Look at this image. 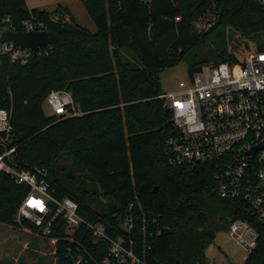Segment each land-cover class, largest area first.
<instances>
[{
    "label": "trees",
    "instance_id": "1",
    "mask_svg": "<svg viewBox=\"0 0 264 264\" xmlns=\"http://www.w3.org/2000/svg\"><path fill=\"white\" fill-rule=\"evenodd\" d=\"M82 2L94 33L60 5L49 12L29 10L26 0H0V27L22 32L29 21L50 38L26 64L0 54V108L10 112L18 165L44 168L50 193L75 200L87 221L121 212L135 200L151 210L161 229L153 247L156 264H206V249L236 219L257 234L244 264H264V222L244 203L220 198L207 167L186 171L168 164L163 147L174 128L157 98L158 76L166 68L184 61L191 76L211 62L243 65L252 51L248 41L263 49L264 0ZM207 15L216 17L214 25L198 32L194 23ZM228 28L238 36L228 38ZM52 90L69 92L86 113L46 116L42 104ZM63 153L75 168L60 164ZM91 182L108 199L103 208L92 204L100 194ZM26 193L25 185L0 172V223L36 232L29 220H16ZM62 234L58 223L52 236ZM66 246L57 243V264H71Z\"/></svg>",
    "mask_w": 264,
    "mask_h": 264
},
{
    "label": "built area",
    "instance_id": "2",
    "mask_svg": "<svg viewBox=\"0 0 264 264\" xmlns=\"http://www.w3.org/2000/svg\"><path fill=\"white\" fill-rule=\"evenodd\" d=\"M23 27L42 30L29 21ZM3 29L11 30L3 25L0 33ZM37 52L21 50L13 42L0 43V54L20 64ZM157 98L171 113L174 128L163 147L168 164L186 171L207 167L220 198L244 203L264 222V48L249 52L243 65H203ZM45 102L59 119L86 113L67 91L52 90ZM11 131L10 112L0 108V172L27 187L17 218L29 220L36 234L53 246L54 254L57 243L64 241L71 264H156L153 247L161 229L151 210L135 200L121 212L113 211L96 222L85 220L75 200L50 193L44 168L18 165L16 147L10 146ZM58 223L63 234L53 237ZM227 233L245 248V260L256 245L255 230L249 222L236 219Z\"/></svg>",
    "mask_w": 264,
    "mask_h": 264
},
{
    "label": "rangeland",
    "instance_id": "3",
    "mask_svg": "<svg viewBox=\"0 0 264 264\" xmlns=\"http://www.w3.org/2000/svg\"><path fill=\"white\" fill-rule=\"evenodd\" d=\"M26 5L29 10L44 9L49 12H53L60 5L68 9L78 26L86 28L92 33L96 32V26L85 10L82 0H26ZM59 13L63 14L62 11ZM65 18L67 17L65 16ZM215 21V16L207 15L195 22L194 28L198 32L207 31ZM227 31L230 39L238 36L233 29L228 28ZM248 43L253 50L255 43L251 41ZM248 53H245V56ZM158 77L162 91L173 90L177 88L180 81L189 79L188 65L182 61L174 67L164 69ZM42 109L46 116L53 114L46 102L42 104ZM60 164L72 169L76 166L75 160L67 153L61 155ZM91 183L92 189L99 191L100 194L101 189L98 185L94 182ZM107 202L108 199L101 194L92 200V204L99 208H103ZM105 210L103 211L106 212ZM16 220H20V218L18 219L16 216ZM245 254L246 250L241 244L229 233L221 232L216 235L213 243L205 251L206 264H244L243 255ZM0 264H57V259L53 253V246L47 239L38 236L36 232L0 223Z\"/></svg>",
    "mask_w": 264,
    "mask_h": 264
},
{
    "label": "water",
    "instance_id": "4",
    "mask_svg": "<svg viewBox=\"0 0 264 264\" xmlns=\"http://www.w3.org/2000/svg\"><path fill=\"white\" fill-rule=\"evenodd\" d=\"M15 43L21 50L30 49L37 52L38 49L50 43L49 34L46 30L15 32L3 29L0 33V43ZM157 190V187L154 188Z\"/></svg>",
    "mask_w": 264,
    "mask_h": 264
}]
</instances>
